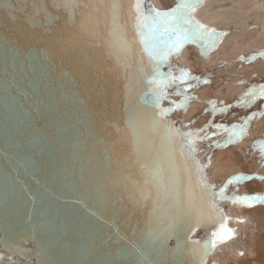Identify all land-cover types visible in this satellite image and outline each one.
Listing matches in <instances>:
<instances>
[{"label":"water","instance_id":"95a60500","mask_svg":"<svg viewBox=\"0 0 264 264\" xmlns=\"http://www.w3.org/2000/svg\"><path fill=\"white\" fill-rule=\"evenodd\" d=\"M128 2L122 0L124 19ZM11 31L18 43L5 47ZM98 32H66L65 43L57 44L55 33L40 41L29 26L0 16V264H141L145 257L138 261L125 249L160 248L148 235L156 227L152 201L136 205L130 198L133 182L142 179L140 163L151 164L152 157L136 162L134 140L125 131L127 81L117 57L102 46L103 23ZM133 88L132 103L143 108L141 89ZM165 119L182 132L193 131L169 113ZM200 144L197 139L195 160L215 186L207 180ZM148 151L141 146L142 153ZM177 163L186 181L179 155ZM224 200L217 207L228 217ZM191 235L203 241L208 231L201 227ZM227 241L210 251L205 264ZM176 244L174 237L164 242L166 257Z\"/></svg>","mask_w":264,"mask_h":264},{"label":"snow or ice","instance_id":"6c2138e0","mask_svg":"<svg viewBox=\"0 0 264 264\" xmlns=\"http://www.w3.org/2000/svg\"><path fill=\"white\" fill-rule=\"evenodd\" d=\"M201 2L177 0L170 10L159 11L153 6L145 8L142 0H129L127 19H124L122 0H109L107 3L93 0H19L8 3L7 0H0V16L5 20L12 18L18 25L29 26L33 38L40 41L53 37L55 33L53 42L63 44L66 32L97 37L101 23L107 29V38L102 46L109 56L117 57L118 68L123 71L127 81L125 101L128 119L125 131L134 140L133 151L137 163L145 155L152 157L151 164L140 163L142 179L133 182L130 197L136 205L152 201L150 216L156 227L148 235L160 245L157 249L153 244L151 251L145 245L125 249L129 257L135 256L138 261L145 257L141 264H205V258L217 244L234 236V230L228 227V217L217 207L218 200L229 199L248 207L264 203L262 194L226 197V186L219 192L215 191V186L207 183L202 166L195 160L194 146L197 139H211L220 132H226L227 137L223 143L216 142V148L237 143L246 135L249 122L256 116L264 115V112H253L231 126L209 123L195 132H182L165 119L175 109L187 110V102L193 99L188 89L209 82L173 65L170 57L178 55L186 44L197 45L207 57L227 35L194 18L193 13ZM101 9L104 10L103 17L100 15ZM129 27L132 29L131 36ZM15 37L16 32L11 31L10 38L4 41L5 47L9 43L17 44ZM240 59L243 61L245 58ZM247 59L251 62L255 57ZM164 66H167V71H162ZM134 85L141 89L143 108L132 103ZM169 89H174L172 94L183 99L179 103L171 101V107L162 108L161 101L167 97ZM257 99H264V84L249 87L235 106L251 107ZM209 103L213 114L217 111L224 113L233 107L228 105L218 110L214 101ZM210 127L216 131L209 134ZM141 146L149 151L142 153ZM252 147L259 150L260 163L264 165V140L257 141ZM177 155L183 160L186 181L181 178ZM253 178L236 175L228 180V184L238 185ZM255 178L264 180V176ZM201 227L208 231V238L203 241L192 239L191 234ZM172 237L177 244L174 249L167 250L170 255L166 257L164 242ZM110 264L128 262L114 260Z\"/></svg>","mask_w":264,"mask_h":264},{"label":"bare ground","instance_id":"6f19581e","mask_svg":"<svg viewBox=\"0 0 264 264\" xmlns=\"http://www.w3.org/2000/svg\"><path fill=\"white\" fill-rule=\"evenodd\" d=\"M148 2L157 10L165 11L168 7H174L177 0H148ZM193 16L209 28L225 32L227 35L222 37L207 57L195 44H186L178 55H173L172 64L186 69L190 75L194 74L195 69L199 71L218 69L212 78L213 81L207 80L208 83H201L188 89V94L192 95L194 98L192 100L195 101L187 102L186 111L175 109L169 113L171 118L181 122L184 127L192 117L206 110V107L209 108L211 100L217 106L221 101L235 97L248 81L264 75V63L251 66L249 63H242L240 59L256 54L255 51L264 52V0H202ZM251 18H255L261 25L262 32L261 29L256 30L261 34L254 36L256 39L260 36L257 39L259 42L254 39L252 43L251 31L245 33L242 30ZM237 58L240 61H237ZM181 100L174 94L169 95L163 100V106L169 108L172 106L171 101L179 103ZM259 116L249 122L246 135L239 142L232 143L228 148L227 146L215 148L209 155L210 161L209 158L203 160L209 164L207 180L215 184V187L217 183H219L218 188L227 186L228 180L236 174L240 175L243 170L251 175L257 171L264 172L259 150L252 147L257 141L264 140V115ZM226 137L227 135L219 134L215 139L223 143ZM253 150L256 151V156L247 162L246 155ZM257 182L249 183V188L254 189L252 191L244 181L238 185L230 184L231 188L227 193L229 197L248 194L246 192L250 193L248 195H264V182L262 180ZM223 206L228 215V227L234 230V236L211 256L207 264H264V203H256L248 207L228 199L224 200Z\"/></svg>","mask_w":264,"mask_h":264},{"label":"rangeland","instance_id":"374dc122","mask_svg":"<svg viewBox=\"0 0 264 264\" xmlns=\"http://www.w3.org/2000/svg\"><path fill=\"white\" fill-rule=\"evenodd\" d=\"M172 7H168L167 9H165V11L171 9ZM249 26V27H248ZM254 28V29H253ZM251 29V30H250ZM261 29V25L259 23L256 22L255 18H251L250 21H248V25L245 26V28H242V30L246 33H248L249 31H251V36H252V43H254V39L256 41H258L257 39L260 38H257L254 37L256 36V34H261L262 32V29H261V32L259 31H256V30H260ZM237 32L239 33V29L237 28ZM255 33V34H254ZM255 41V46H257V42ZM259 42V41H258ZM254 50V49H253ZM253 52V51H252ZM256 54H252V55H249L247 57H245V59L242 61V63H249V65H258V64H262L264 63V55H261V53H264V52H258L255 51ZM248 57H257L256 59H253L251 62H248ZM237 61H240V59L237 58ZM250 67V66H249ZM218 72V69H214V70H204V71H199V70H196L194 71V74L195 76H198L201 78V80H212V78L215 76V74ZM194 74H191L192 76H194ZM213 81V80H212ZM259 84H264V75L263 76H259L257 78H253L252 80L248 81L245 86L241 89L240 92H238L235 97L231 98V99H226V100H223L224 102L221 101V103H219L216 108L219 110L220 108H224L228 105H233V107L229 108L226 112L224 113H221L219 111H217L215 114L212 113L211 109V106L209 104V108H205L206 110L202 111V112H199L198 114H196L194 116V118L192 117L188 123L184 124V125H187L188 127H190V130L191 128L193 129V131L195 132L196 130L198 129H201V128H204L206 127L209 123L213 124V125H217V124H221V125H227V126H231L232 124H235V123H240L241 122V118L242 117H245V116H248V115H251V113L253 112H263L264 110V99H257L252 105L251 107H237L235 106L237 104V101L239 100L240 96L248 90L249 87L253 86V85H259ZM169 95H173L172 93L174 92V89H169ZM175 96H178L180 99H183L182 96H179V95H175ZM192 96V95H190ZM194 99V98H193ZM192 100V99H191ZM192 101H195V100H192ZM212 101V100H211ZM258 116H256V118L254 117L252 120L254 119H257ZM260 117V116H259ZM251 120V121H252ZM183 122V121H182ZM257 122V121H256ZM181 123V122H180ZM182 124V123H181ZM250 124V123H249ZM186 126V127H187ZM187 127V128H188ZM216 131L215 128H208V133L211 134L212 132ZM220 135H227L226 132H220L219 133ZM215 135V136H211V139H200L201 141V144L199 145V155L202 157V159L205 161L209 158V155H211L213 152L212 150H214L216 147H215V143L217 142L216 141V137L218 138V135ZM231 144H228L226 148H228ZM256 151L253 150V152L251 151V153H247L246 155V158L245 160L247 162H249L252 157L256 156ZM259 152V151H258ZM251 154V155H250ZM255 154V155H254ZM250 156V157H249ZM207 158V159H206ZM243 170V169H242ZM241 170V171H242ZM261 172V173H260ZM259 173L261 174V176H264V172L260 171ZM256 173V174H255ZM253 172V174L255 175H251V174H248V173H245L244 170L240 173L241 174H245V176H252L254 177L252 180H246L244 181V184L245 185H249L250 182L252 183H255L257 181H260L261 179H256L255 177H261L259 176L258 174V171L257 172ZM238 175V174H236ZM243 182V181H242ZM262 182H264V180H262ZM261 182V184H262ZM257 183H260V182H257ZM216 186H219V183L216 184ZM231 187H230V184H227L226 186V191L229 190ZM249 188V186H248ZM250 191L254 190V189H250ZM248 194H250L249 192H246ZM248 194H245V195H248ZM249 211V210H248Z\"/></svg>","mask_w":264,"mask_h":264}]
</instances>
